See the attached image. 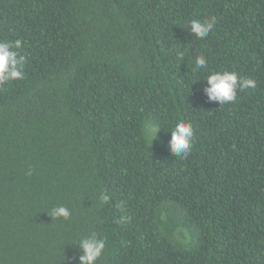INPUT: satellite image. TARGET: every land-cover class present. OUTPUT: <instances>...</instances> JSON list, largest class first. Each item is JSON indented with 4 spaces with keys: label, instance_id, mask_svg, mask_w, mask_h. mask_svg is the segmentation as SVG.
I'll use <instances>...</instances> for the list:
<instances>
[{
    "label": "trees",
    "instance_id": "obj_1",
    "mask_svg": "<svg viewBox=\"0 0 264 264\" xmlns=\"http://www.w3.org/2000/svg\"><path fill=\"white\" fill-rule=\"evenodd\" d=\"M213 18L207 37L187 31ZM16 40L0 264H79L92 233L95 264H264V0H0V41ZM224 70L256 86L219 105L203 79ZM180 120L184 157L168 146Z\"/></svg>",
    "mask_w": 264,
    "mask_h": 264
},
{
    "label": "clouds",
    "instance_id": "obj_2",
    "mask_svg": "<svg viewBox=\"0 0 264 264\" xmlns=\"http://www.w3.org/2000/svg\"><path fill=\"white\" fill-rule=\"evenodd\" d=\"M215 20H200L192 19L189 22L187 31L194 34V36L203 39L208 36L213 29ZM21 42H3L0 41V86L3 84L19 80L23 78L24 57L20 55L19 49ZM208 61L203 55L195 57L194 71L207 70ZM207 86L203 91L210 100H217L219 105H224L233 102L236 99L237 89L243 90L247 88H254L255 81L251 78L240 76L236 71H210L206 79ZM201 81V80H193ZM154 137L157 130L151 127ZM194 138L193 126L190 122L183 120L177 121L174 128L171 129V137L168 141V146L174 156H187L192 148ZM108 197L103 196V200ZM49 215L52 219L64 218L68 219L71 215L70 210L65 206H57L51 210ZM105 248V241L96 233L79 240V249H82L83 254L79 257V264H95L97 259L102 255Z\"/></svg>",
    "mask_w": 264,
    "mask_h": 264
}]
</instances>
